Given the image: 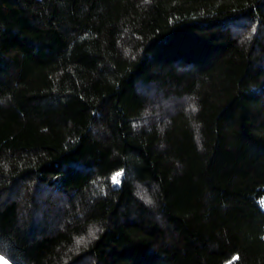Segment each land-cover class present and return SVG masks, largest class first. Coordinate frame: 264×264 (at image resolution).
<instances>
[{"label":"trees","instance_id":"obj_1","mask_svg":"<svg viewBox=\"0 0 264 264\" xmlns=\"http://www.w3.org/2000/svg\"><path fill=\"white\" fill-rule=\"evenodd\" d=\"M0 256L264 264V0H0Z\"/></svg>","mask_w":264,"mask_h":264},{"label":"rangeland","instance_id":"obj_2","mask_svg":"<svg viewBox=\"0 0 264 264\" xmlns=\"http://www.w3.org/2000/svg\"><path fill=\"white\" fill-rule=\"evenodd\" d=\"M0 257H2V256H0ZM2 258H3V257H2ZM0 263H5V264H7V261L3 258L2 261H0Z\"/></svg>","mask_w":264,"mask_h":264},{"label":"snow or ice","instance_id":"obj_3","mask_svg":"<svg viewBox=\"0 0 264 264\" xmlns=\"http://www.w3.org/2000/svg\"><path fill=\"white\" fill-rule=\"evenodd\" d=\"M2 259H3V258H2V257H0V261H2Z\"/></svg>","mask_w":264,"mask_h":264}]
</instances>
